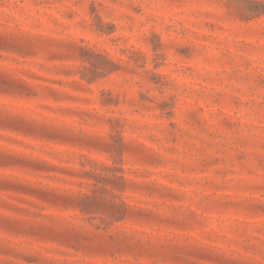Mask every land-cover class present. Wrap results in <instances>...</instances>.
I'll return each instance as SVG.
<instances>
[{"label": "rangeland", "instance_id": "obj_1", "mask_svg": "<svg viewBox=\"0 0 264 264\" xmlns=\"http://www.w3.org/2000/svg\"><path fill=\"white\" fill-rule=\"evenodd\" d=\"M0 264H264V0H0Z\"/></svg>", "mask_w": 264, "mask_h": 264}]
</instances>
